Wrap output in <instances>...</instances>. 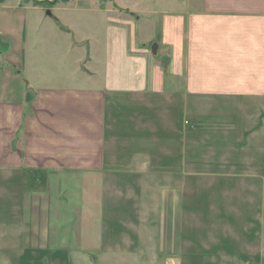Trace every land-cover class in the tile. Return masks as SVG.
<instances>
[{"label":"crops","instance_id":"crops-1","mask_svg":"<svg viewBox=\"0 0 264 264\" xmlns=\"http://www.w3.org/2000/svg\"><path fill=\"white\" fill-rule=\"evenodd\" d=\"M4 3L0 222L21 227L24 251L104 263L141 255L161 264L183 256L189 264L195 256L208 264H262L260 252L244 243L238 252L225 232L199 238L200 224L183 214L187 203L199 210L196 190L181 181L157 188L155 222H112L110 208L122 200L107 184L131 171L192 179L204 175L198 164L232 163V150L247 145L246 131L229 137L231 107L201 105L264 103V0H60L50 9ZM71 11L97 15L102 38L66 24ZM86 43L97 65L92 75L79 74ZM46 49L73 56L74 75L27 77L24 51L41 56ZM187 164L195 170L185 173Z\"/></svg>","mask_w":264,"mask_h":264},{"label":"rangeland","instance_id":"rangeland-1","mask_svg":"<svg viewBox=\"0 0 264 264\" xmlns=\"http://www.w3.org/2000/svg\"><path fill=\"white\" fill-rule=\"evenodd\" d=\"M8 1L3 0V3L8 4L10 2ZM59 2L60 0H56L53 4L40 5L35 3V0H15L14 4L23 5L26 3L30 6H43L50 9ZM9 4L14 5L13 3ZM70 5L81 4L72 2ZM95 16L85 18L80 12L73 13L71 11L67 14L65 23L77 30L78 26L83 25L81 36L89 35V38H91L94 33L93 39L96 38V35H99V39H101L100 32L102 28L97 23V15ZM62 28L71 32V34L73 33L68 28L63 26ZM72 37L73 42H77L73 34ZM44 42H47V40ZM95 42L96 39L93 42L96 51V45L98 47V44H94ZM85 47L87 54L83 64H80L81 72L79 74L92 75L93 69L97 65L92 63L89 44L86 43ZM41 53L42 55L38 56L37 51H24L25 56L22 58V66L27 77L43 75L45 78L48 77L47 80H49L50 76L54 74L62 79L74 75L69 62L73 56L66 58L64 56L65 51L53 52L48 49L42 50ZM5 57V52H3V57L0 54V62L2 58L5 62ZM84 63H86V66H84ZM14 69L16 70V68ZM40 72L42 74H39ZM172 102H175V100L173 99ZM188 102H191V100H188ZM206 105L231 107V118L233 117L231 122L234 127L230 128L229 137H236L237 130L234 129L242 128L243 131H246L247 145L244 146V143H242L240 153H237L239 150H232V163L198 164L197 170H194L204 175L192 179L186 176L181 180L176 179L174 173L171 174L172 177L167 179L160 178L159 175L153 177L149 173H144V176H137L135 174L140 173L135 171L126 172V174L121 173L107 184L109 192L112 194L117 193L116 197L122 200L120 206L112 204L111 213L108 215L111 217L112 222H144V217L149 218L151 222H155L157 188L161 185L173 186L176 182L181 181L180 183L185 184L188 189L196 190L195 205L199 210H193L192 206L187 203L183 214L186 222H198L200 224V231L197 229L199 238H203L206 230L207 232L210 230L211 234L214 235L218 232V237L223 236L225 232L228 235L227 239L232 240L238 252H240L239 244L244 243L249 247L248 251H258V254L260 252L259 255L262 256L260 258L262 264H264V103L256 104L242 100H226L225 102L206 100L201 106ZM179 118V121H183V123L185 122L184 125H187L186 120H183L185 116ZM189 123L187 126H189ZM235 155L241 156H238L239 159L234 160ZM134 165L132 164L133 167H130V169L127 167L126 171L132 170ZM194 165H185L184 172L194 171L191 169ZM223 170L228 175L223 174V176H220L219 174ZM208 173L212 174L207 175ZM215 173H217V176L213 175ZM1 189L0 197H3ZM129 198L134 199L135 204L133 201L128 203ZM116 203L117 200H115ZM123 208L126 210H122ZM222 222H225V225L222 226ZM12 223L3 225V222H0V264H161L159 258H152V263L148 257L141 255L137 259L122 257L104 263L103 261H92L87 255L79 257L75 253L67 257V255H47L46 251L43 250L40 253L27 252L24 251V245L21 243V237L23 239V235L19 233L21 227L14 226ZM212 223H217V226H212ZM255 239H258V241H255ZM141 249L145 251V255L148 254L145 245ZM24 255H27V257H24ZM206 261H208L207 258L195 256L193 263L208 264ZM167 264H189V260L183 256V260H168Z\"/></svg>","mask_w":264,"mask_h":264},{"label":"trees","instance_id":"trees-1","mask_svg":"<svg viewBox=\"0 0 264 264\" xmlns=\"http://www.w3.org/2000/svg\"><path fill=\"white\" fill-rule=\"evenodd\" d=\"M55 1L56 0H54V1H47V0L39 1V0H35V3L40 4V5H47V4H53Z\"/></svg>","mask_w":264,"mask_h":264},{"label":"water","instance_id":"water-1","mask_svg":"<svg viewBox=\"0 0 264 264\" xmlns=\"http://www.w3.org/2000/svg\"><path fill=\"white\" fill-rule=\"evenodd\" d=\"M155 48H156V46L154 45V46H153V50H154Z\"/></svg>","mask_w":264,"mask_h":264},{"label":"built area","instance_id":"built-area-1","mask_svg":"<svg viewBox=\"0 0 264 264\" xmlns=\"http://www.w3.org/2000/svg\"><path fill=\"white\" fill-rule=\"evenodd\" d=\"M186 123H188V122L186 121Z\"/></svg>","mask_w":264,"mask_h":264}]
</instances>
